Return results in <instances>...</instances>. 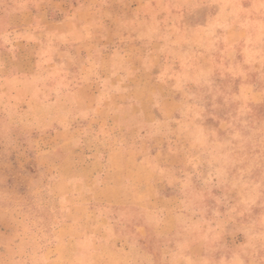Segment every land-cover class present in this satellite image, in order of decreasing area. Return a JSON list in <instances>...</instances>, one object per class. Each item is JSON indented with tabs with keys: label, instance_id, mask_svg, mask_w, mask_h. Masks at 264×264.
I'll use <instances>...</instances> for the list:
<instances>
[{
	"label": "rangeland",
	"instance_id": "rangeland-1",
	"mask_svg": "<svg viewBox=\"0 0 264 264\" xmlns=\"http://www.w3.org/2000/svg\"><path fill=\"white\" fill-rule=\"evenodd\" d=\"M0 264H264V0H0Z\"/></svg>",
	"mask_w": 264,
	"mask_h": 264
}]
</instances>
